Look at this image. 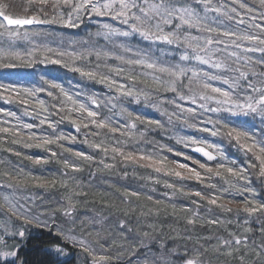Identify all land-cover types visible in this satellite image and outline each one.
Masks as SVG:
<instances>
[{
    "label": "snow or ice",
    "instance_id": "1",
    "mask_svg": "<svg viewBox=\"0 0 264 264\" xmlns=\"http://www.w3.org/2000/svg\"><path fill=\"white\" fill-rule=\"evenodd\" d=\"M87 21L95 25V32L87 30ZM82 27L85 36L79 38L57 31ZM132 40L138 42L134 45ZM37 64L60 65L103 85L108 94L69 92L44 75L38 84L0 82V101L17 105L23 115L37 121L26 123L16 112L0 107V152L33 165L56 160L63 166L59 177L47 178L0 157V264H29L21 245L8 242L26 240L29 228L47 230L51 237L43 249L46 259L39 264H66L61 257L68 256V244L90 257L91 264H133L146 247L144 241L154 240V233L162 230L155 223L141 224V218L147 221L161 213L159 206L165 202L153 195L127 188L121 193L126 204L146 197L156 205L155 210L141 211L137 228L131 226L130 218L135 209H118L101 194V206L115 209L124 218L96 214L81 219L82 228L97 229L96 246L79 236L75 227L56 223L57 214L62 213L75 225L77 206L89 194L76 173L85 165L104 171L118 163L175 177L171 182L164 180L172 196L198 198L191 200L198 210L204 204L220 210L205 208L210 213L205 217L188 205L179 209L175 203L170 205L173 216L178 211L192 213L180 217L188 228L176 232L173 242L192 241L191 229L197 226L226 232L198 237L194 247L185 243L184 254L178 257L183 264H211L209 248L215 256L228 258L229 264H264V202L255 198L257 190L252 186L253 174L264 185V0H23L20 5L0 0V68ZM40 94L50 99H41ZM125 101L144 103L166 119L143 116L124 107ZM66 122L77 133L86 130L81 143L95 154L66 147V142L77 141L76 135L57 131ZM177 124L220 138V143L195 135L176 138V144L213 163L148 139L155 130L167 131ZM44 126L50 131L45 132ZM34 129H40V134ZM225 142L242 154V162L226 155ZM141 144L149 148L141 149ZM17 146L43 149L47 155L26 156ZM165 150L192 164L176 161L177 167H172L162 154ZM106 157L113 163H106ZM216 178L223 183L212 182ZM186 181H195L203 189L186 191ZM58 187L65 190L60 206L43 211H34L41 198L18 195ZM224 213L235 214L234 230H227L233 222L221 219ZM252 218L256 231L248 226ZM108 219L116 223L105 229ZM136 264L141 262L137 259Z\"/></svg>",
    "mask_w": 264,
    "mask_h": 264
},
{
    "label": "trees",
    "instance_id": "2",
    "mask_svg": "<svg viewBox=\"0 0 264 264\" xmlns=\"http://www.w3.org/2000/svg\"><path fill=\"white\" fill-rule=\"evenodd\" d=\"M13 3L16 5H20L23 3V0H13ZM16 11H19V7H16ZM88 31L95 32V25L91 21H87ZM56 27V26H53ZM57 31H62L65 36L71 35L76 38L85 36V29L82 27L81 29H58ZM138 40H132V44H136ZM100 45L103 46L104 41L101 38L99 41ZM143 47V44H140ZM7 62V61H5ZM111 63V61H109ZM44 75L49 79H53L58 83H61L65 89L69 92H78L83 90L87 93L95 92L97 94H108V90L100 84H93L90 81H87L79 76V74L71 72L70 70L63 68L60 65H43L37 64L34 68L27 67H17V68H0V81L10 80V77L14 78H26L31 75L39 79V75ZM169 96L172 94L169 93ZM41 99L49 100L46 94H40ZM124 107L129 108L134 112H138L139 114L146 116L150 119H161L162 121L166 118L161 115L159 111L156 109L150 108L146 106L144 103L137 104L135 102H127L125 101ZM186 106H192L186 103ZM0 107H6L10 110L17 113L21 119L26 120L27 123H35L37 122L35 118L30 120L29 116L23 115V110L19 108L17 105H6L3 101H0ZM119 111V107L117 108ZM169 111H172L171 107H169ZM119 119V117H116ZM243 118H241V121ZM123 123V120L120 121ZM240 122V121H237ZM38 134H40V129H34ZM44 131H50L47 129V126H44ZM58 132H64L66 134L76 135L77 141L74 143H67L66 147H73L76 150L85 151L89 154H95V150L88 147V145L81 143L84 139V132L86 130H81L80 133H77L74 127L69 123H64L59 125L57 130ZM195 135L197 137H204L209 139L210 141L220 143V138L218 137H210L206 133L196 132L191 128H187L182 124H177L175 127L169 126L167 131L163 130H155L150 133L148 139L153 140L155 142H159L161 144H168L169 146L174 147L178 151H182L187 155H190L187 149L183 148L182 145L176 144L177 137L183 136H192ZM123 139V137H121ZM135 142L133 141V144ZM141 149H148L149 146L147 144L139 145ZM223 147L225 148L226 155L230 158H236L242 162V154L237 152L236 149L230 147L226 142ZM18 151H22L24 155H47V153L43 149L30 148L23 149L21 146H17ZM150 150V149H149ZM163 155L168 157V160H185L184 157L176 156L174 153H168L166 150L162 153ZM67 155V154H65ZM172 155V158H171ZM192 156V155H191ZM0 157L5 159H10L13 163H19L22 167H24L25 172L31 171L36 175L45 176L47 178L59 177L60 172L63 171V166L61 163H58L56 160H51L48 164L45 165H33L31 161L24 160L22 158H17L15 156H10L9 154H5L0 152ZM194 159H199L193 156ZM100 156L97 155V159ZM200 160V159H199ZM187 161V160H185ZM201 162H204L200 160ZM106 163H113L110 157L105 158ZM180 162V161H179ZM150 169L135 167L131 165L117 164V167L110 170L98 171L95 165L88 166L85 165L83 171L80 173H76L75 176L78 180H80L83 184H85L86 191H88V196L81 198V203L77 206L76 210V223L75 225L69 220L65 219L62 216V213H58L56 216V223L64 225L68 228L75 227L76 233L82 234V236L89 242H93V245L96 246L97 229L92 228L91 226H86L84 228L80 225V220L85 219L86 217H90L92 215L100 214L104 217H109L110 214L113 217L124 218L119 212L115 209H108L101 206V194H105L107 198L112 201L118 209L127 210L129 207L135 209V212L131 214V220L133 227L139 228L136 224L137 217H140L141 211L147 212L148 209L155 210L156 205L152 202L147 201L146 197H143L141 200L136 201L135 198H132L133 203L131 205L126 204L121 199V193L124 189L130 190H140L143 191L147 195H153L155 199H159L164 201V204H161L159 207L161 208V213L159 217H149L147 221L141 218V224L145 222H151L157 224L158 227L162 226V230L154 233L155 239L152 241H144L146 247L140 249L137 253V256L133 258V264H136V260L138 259L141 264L145 260L149 262V264H183V261L178 259L179 256L184 254L183 245L187 243L188 247H194L197 244L198 237H207L210 235H225L224 228L217 227H203L200 226L191 229L192 233V241L186 242L184 240H176L173 242V237L176 232H183L188 226L185 224L183 219H180L181 216H190L192 213H181L177 212L176 216H173L171 204L175 203L177 209L184 205H188L192 207V211H199L200 215L208 217L210 213L205 210V208H212V211L219 213L220 210L214 208V206H207L206 204L201 205V208L198 210L194 205L191 204L192 199L198 198H188L182 196H172L171 190L167 189L164 186V180L168 179L170 182L174 181L175 177H165L163 174H153L156 179L154 181L152 173L149 171ZM127 172V175H125ZM160 182L157 183L156 181ZM212 182L219 184L223 183V179L216 178ZM179 186V185H178ZM252 186L257 190L256 199L264 202V185H262L253 174V183ZM185 190L193 189L200 190L203 189V185L198 184L195 181H186L184 182ZM22 194H26V196H32V194L41 199H37L40 203L38 207L35 209H44V208H57L60 206L59 202L62 197L65 195V190L62 188H57L50 191H44L41 189H33L31 191H23ZM165 193H168L169 196L165 197ZM36 200V201H37ZM165 204L169 205L166 210ZM235 207L236 205H231ZM226 221H232V225H227V230H234V225L236 221L235 214L224 213L221 217ZM243 214H241V219H243ZM67 221V223H65ZM116 223L115 219H108L107 223L104 225V228L107 229L109 226H114ZM253 231H256L257 224L255 218L249 220V224ZM80 228V229H79ZM175 230V231H173ZM243 229H241L242 231ZM90 233V234H88ZM51 237L47 234V230H38V229H28V236L26 240L20 241L17 240V244L21 245V254L24 258L27 259L29 264H39L40 261L46 259L43 254V249L47 246L48 241ZM259 243L260 237L257 235L254 237ZM122 243V241H120ZM199 243H203L202 240ZM215 244V241L213 242ZM179 247V251H173ZM66 251L68 252L67 257H61V259L66 260V264H91V258L87 257L86 254L82 253L80 249L73 247L71 244L66 245ZM115 255V253H113ZM207 259L211 261V264H229L228 258L224 256H215L213 254L212 248H209L207 253ZM126 264V261H125ZM234 264V262H232Z\"/></svg>",
    "mask_w": 264,
    "mask_h": 264
},
{
    "label": "rangeland",
    "instance_id": "3",
    "mask_svg": "<svg viewBox=\"0 0 264 264\" xmlns=\"http://www.w3.org/2000/svg\"><path fill=\"white\" fill-rule=\"evenodd\" d=\"M41 75V74H40ZM39 75V76H40ZM37 77V75H35V77L33 76V75H31V76H29V77H26V78H14V77H10V80H7V81H2V82H18V83H20V84H25V85H28V84H30V83H39V79L38 78H36ZM1 82V81H0ZM29 118H30V120H33L34 118H33V116H29ZM24 122L26 121V120H24V119H22ZM27 123V122H26ZM171 158H172V155H171ZM169 161V163L171 164V166L172 167H177V164L175 163L176 162V160H173V158H172V160H168ZM180 162H185V163H189L190 165L192 164V161H185V160H179ZM198 167V166H197ZM151 173H152V176H153V179L151 178V180L152 181H154L155 179H156V177H155V175H153V174H155V173H153L151 170H149ZM34 194V193H33ZM32 194V196H34ZM18 195H20V196H25V197H27L26 196V194L24 193V194H22V193H19ZM3 202L2 201H0V204H2ZM40 202L37 200L36 201V207L34 208V211H43L44 209H41V210H39V209H37V210H35L37 207H38V204H39ZM62 216H63V214H62ZM2 217H0V222H2ZM65 219H67V220H69V222H71V218H67V217H65ZM80 229V228H79ZM76 231V230H75ZM79 236H82V234H80V233H77ZM17 240L18 239H16V240H12V239H9V243H16L17 244Z\"/></svg>",
    "mask_w": 264,
    "mask_h": 264
},
{
    "label": "water",
    "instance_id": "4",
    "mask_svg": "<svg viewBox=\"0 0 264 264\" xmlns=\"http://www.w3.org/2000/svg\"><path fill=\"white\" fill-rule=\"evenodd\" d=\"M189 152L192 153V154H194V155H196V156H198V157H200V158H202V159L205 160L206 162L211 163L210 161H207V158H206V157H203L200 153H193V152L191 151V149H189Z\"/></svg>",
    "mask_w": 264,
    "mask_h": 264
}]
</instances>
